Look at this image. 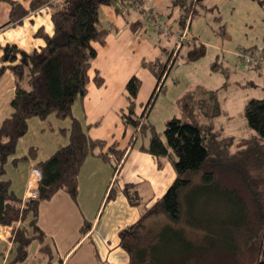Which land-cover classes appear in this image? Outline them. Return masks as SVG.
Returning a JSON list of instances; mask_svg holds the SVG:
<instances>
[{
    "label": "trees",
    "instance_id": "obj_1",
    "mask_svg": "<svg viewBox=\"0 0 264 264\" xmlns=\"http://www.w3.org/2000/svg\"><path fill=\"white\" fill-rule=\"evenodd\" d=\"M8 1L12 9L7 24L20 22L31 11L49 6L54 25L52 34L44 28L37 31L36 35L43 38L44 45L30 52L16 44L8 43L3 47L0 75L7 69L12 71L15 91L11 101L12 113L0 125V225H14L11 238L17 243V255L13 263H18L27 259L31 243L36 238L44 239V233L37 226L41 202L51 199L61 189L76 198L80 168L91 152L109 161L114 155L117 163L125 154V150L117 149L115 144L108 145L105 140L91 138L83 123L74 115L73 105L87 94L89 70L97 56L93 43L102 41L109 32L102 21V5L120 2L130 7L142 4V0H32L29 8H25L22 2ZM173 2L182 10V25L191 11L193 21L201 9L207 7L204 0H197L195 5L193 0ZM190 40L188 52H180L181 57L189 62L199 60L207 50L206 44L197 38ZM167 55L170 56V53ZM169 56L166 61L157 59L145 62V66L157 76L158 83L139 115L135 109V98L141 80L134 76L127 83L130 105L123 117L126 125L135 132L133 143L138 135H149L146 151L158 159L171 160L177 176L158 203L146 209L139 221L121 231V245L130 255L126 264H201L190 258L194 255L199 258L202 246L200 240L191 235L207 227L195 215V203L201 194L215 188L222 196L237 200L234 204L239 208V215L234 220L225 217L215 222L220 228L216 237L226 244L237 264H264V201L257 191H250L247 187L246 180H251V177L245 164L223 162L213 151V144L217 140L229 139L227 145H232L234 136L222 138L215 123L188 120L185 114L168 120L163 131H159L148 119L158 95L166 89L164 79L173 68L169 64ZM212 69L222 70L218 62L214 63ZM95 80L98 85L103 82L99 75ZM217 92L211 91L209 99H216L218 103ZM206 101V98H200L201 106H198L206 117L212 119L221 113L220 109L217 113L205 111L203 104ZM51 114L61 119L71 118L70 141L36 165L40 173L37 195L21 198L11 189V180L3 179L5 165L16 153L19 139L26 134L28 120L32 117L46 119ZM244 115L247 126L254 134L242 143L244 148L239 152L259 146L263 148L261 152L264 157V97L249 99ZM221 151H225V148ZM36 153L35 148L29 150L32 157ZM224 154L234 155L227 151ZM22 159H27V156ZM197 176L200 177L198 180L195 179ZM229 176L230 180L226 182L224 177ZM230 181L232 184H229ZM244 186L249 189L248 197L244 193ZM115 190L113 185L109 197L113 196ZM125 191L132 204L139 203L136 200L139 198L137 192H132L130 187H126ZM160 215L165 220H156L155 217ZM29 216H33L29 222L33 228L31 234L27 227L15 226ZM87 227L85 224L82 230L85 232ZM240 237L242 244L239 243ZM42 249L52 248L46 244Z\"/></svg>",
    "mask_w": 264,
    "mask_h": 264
},
{
    "label": "crops",
    "instance_id": "obj_2",
    "mask_svg": "<svg viewBox=\"0 0 264 264\" xmlns=\"http://www.w3.org/2000/svg\"><path fill=\"white\" fill-rule=\"evenodd\" d=\"M16 1L29 8L32 0ZM11 9L8 0H0V68L6 44H16L30 52L44 45L43 38L36 35L40 28L50 34L54 32L51 7L44 6L31 11L20 22L7 24ZM181 14L180 6L173 0H142L141 8L124 6L120 2L102 5V21L109 32L102 41L93 43L97 56L89 70L87 94L75 101L73 113L83 123L91 138L105 140L108 145L115 144L117 149L125 150V154L117 163L114 155H111L109 161L91 152L80 168L77 197L73 198L61 189L51 199L41 202L37 226L44 233V239L36 238L31 243L26 260L13 263L17 255V243L11 238L14 225H0V264L129 262L130 255L121 245V231L139 221L146 209L158 203L177 173L171 160L158 159L146 151L149 135H138L133 143L135 132L126 125L123 117L125 112L128 113L130 105L127 83L134 76L141 80L135 98V109L139 115L158 83L157 76L145 66V62L166 60L167 53L175 47L177 41L173 40L171 29L168 28L177 26ZM194 20L189 29L190 39L194 37L191 34ZM188 49L187 45H182L180 52ZM179 60L180 65L173 67L166 75V89L158 95L148 114V119L156 126L154 116L158 105L161 100L164 103L169 99L170 90H178L180 69L189 63L183 58ZM198 61L193 62L197 64ZM173 71H176L173 76L177 81L170 85L168 81ZM97 75L103 78L100 85L95 80ZM252 84V81H248L244 86L250 87ZM14 91L15 78L12 71L7 69L0 75V125L12 113ZM180 99L171 102L172 110L165 111L164 124L181 111L178 109L174 112V107H179ZM247 102L244 103V109ZM206 118L208 122L216 123L215 117ZM70 128L71 118L61 119L55 114L46 119L32 117L28 120V130L19 139L16 153L5 165L6 173L3 176V179L11 180V189L18 196L25 199L37 195L39 176L36 165L69 143ZM31 148L37 152L34 157L29 155ZM25 156L27 159H22ZM113 185L116 190L109 197ZM126 187H130L132 192H137L139 198L146 201L144 207L139 203H131ZM30 218L33 216L16 225L27 227L31 234L33 228L29 225ZM85 224L88 227L84 232L82 228ZM46 244L52 249L43 250Z\"/></svg>",
    "mask_w": 264,
    "mask_h": 264
},
{
    "label": "rangeland",
    "instance_id": "obj_3",
    "mask_svg": "<svg viewBox=\"0 0 264 264\" xmlns=\"http://www.w3.org/2000/svg\"><path fill=\"white\" fill-rule=\"evenodd\" d=\"M193 1L195 5L197 0ZM204 2L207 7L201 9L196 16L191 34L194 35L193 39L197 38L198 41L206 44V54L199 59L197 64L192 61L181 67V80L178 81L180 83L178 90H170L169 99L165 100L164 103L161 100L154 118L157 121L158 130L163 131L166 127L164 119L167 112L165 111L172 110L171 102L181 98L179 107H174V112L181 109L179 114H176L177 116L185 114L188 120L208 124L209 120L205 117L206 115L198 108L201 106L200 98H206L207 101L203 104L205 111L217 113L219 109L221 110V113L215 116V125L219 128V133H222L221 137L234 136L232 145H227V142H230L229 139L217 140L213 144V151L223 162L245 164L251 177V180H246L247 187L250 191H257L260 195L259 198L264 201V157L261 152L263 148L253 146L239 152L244 148L242 143L254 134L253 130L246 125L243 110L244 103L249 99L264 97V61L253 67L246 63L237 52L243 49L252 51L255 47L258 48L254 51H264V0H204ZM192 13L193 11L189 14L190 16L184 25L181 24L180 19L175 28H168L171 29L174 41L179 39V35H183V32L190 29ZM189 35L190 30L185 35L186 41L181 43L179 48L175 43V47L169 51L170 56L167 55V58L169 56L171 66H177V61L182 59L180 53L182 45L189 47L191 41ZM187 52L184 50L183 53L186 54ZM216 62L221 65L223 71L211 69V66L213 67ZM189 65L190 67H188ZM175 72L173 71L169 77L170 85H174L173 82L177 81L174 80L173 76ZM248 81H252L253 84L250 87H245L244 85ZM218 87H222V89ZM214 90L218 91L219 104L216 99H209L210 92ZM187 104H189L188 107ZM223 148L231 154L237 153V156H227L224 154L225 151L220 152V149ZM199 178L197 176L195 179L198 180ZM224 180L228 182L230 176L224 177ZM229 184L232 182L230 181ZM248 188L243 187L247 197L250 194ZM218 191L215 188L201 194L196 199L195 215L197 214L207 227L203 231L200 230V232L197 231L191 235L195 236L197 240L199 239L202 246L200 253H198L199 258L195 255L190 258L200 261L201 264H237L226 244L216 237L219 235L220 228L215 225V222L218 223L225 217L228 220H234L239 215V208L234 204L237 200L225 195L222 196ZM136 200L140 201L139 204L142 207L145 206L146 201L143 198ZM152 218L153 216L151 217L153 223ZM155 218L156 220L160 218L165 220L161 215ZM16 224L15 226H17ZM213 230L215 232H212ZM207 235L209 236L208 239L206 238ZM239 243H243L242 237H240Z\"/></svg>",
    "mask_w": 264,
    "mask_h": 264
},
{
    "label": "built area",
    "instance_id": "obj_4",
    "mask_svg": "<svg viewBox=\"0 0 264 264\" xmlns=\"http://www.w3.org/2000/svg\"><path fill=\"white\" fill-rule=\"evenodd\" d=\"M134 6H136L137 8H141L142 4L137 3ZM188 23H190V20H188ZM188 26H190V25L188 24ZM188 31L189 30L187 29L185 32H183L184 34L182 33L183 35H179V39H177V41H176L177 48H179L181 46V43L186 41L185 35L188 34ZM237 52H238L239 56L242 57L246 63L251 64L253 67H256L257 64L264 61V54H263L264 51H259V50L258 51H254V50L250 51L247 49H243V50H239ZM177 64L180 65L179 60L177 61ZM37 176H39L38 177V180H39V178H40L39 171L37 172Z\"/></svg>",
    "mask_w": 264,
    "mask_h": 264
}]
</instances>
